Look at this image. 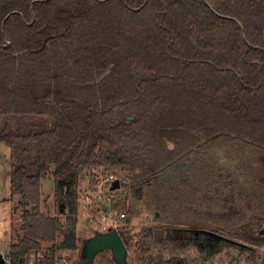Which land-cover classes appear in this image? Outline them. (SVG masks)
Segmentation results:
<instances>
[{
  "label": "trees",
  "instance_id": "1",
  "mask_svg": "<svg viewBox=\"0 0 264 264\" xmlns=\"http://www.w3.org/2000/svg\"><path fill=\"white\" fill-rule=\"evenodd\" d=\"M0 143L24 210L10 264H30L61 230L40 210L47 176L70 223L38 264L77 248L83 171L119 170L141 186L181 159L190 170L181 181L202 195L197 223L241 236L208 235L205 260L232 247L255 263L264 249V0H0ZM245 153L259 158L258 173L240 162ZM117 229L129 249V229ZM186 229L156 239L151 261L188 264L182 255L202 251V234ZM138 236L151 256L152 229Z\"/></svg>",
  "mask_w": 264,
  "mask_h": 264
},
{
  "label": "rangeland",
  "instance_id": "2",
  "mask_svg": "<svg viewBox=\"0 0 264 264\" xmlns=\"http://www.w3.org/2000/svg\"><path fill=\"white\" fill-rule=\"evenodd\" d=\"M10 155V148L5 143H0V252L4 256H8L11 243L23 234L21 231L23 206L19 196L12 198L10 188ZM219 157L220 162L224 156ZM258 159L254 154L245 153L240 162L244 166H255L247 167L251 172L250 174H252V172H257L256 162ZM184 162L186 164L185 159L179 160L177 164L175 163L176 165L173 164L172 167L165 169L150 182L141 186L132 185V182L125 184L123 180H126V177L119 170L83 171L77 187V214L72 217L76 224L78 245L76 249L62 250L55 248V264H75L79 259L82 241L93 236L96 232H106L111 227V222L105 217L106 215L112 217V219H119V227L127 226L130 231L129 234L132 237L131 246L128 249L130 264H155L151 261V258H157L160 255V247L156 245V239L171 238L172 235L177 236L176 230L182 228L204 229L201 223H197L205 220L206 217L202 195L198 192L199 186L196 183L190 181L187 183L180 179V177L186 175L185 172L189 173L190 178V170L184 165ZM187 162L192 163L194 159L187 160ZM230 163L236 164L234 161H230ZM237 174L241 177L240 179L243 178L238 171ZM253 178L254 176H252V180ZM117 179L120 181L121 187L112 191V183ZM167 180L174 184L164 189L165 184L163 182ZM54 189L55 183L52 175L42 180L40 210L45 215L58 217L62 224L61 230L55 241L42 244L39 251L29 255L28 261L30 264H38L52 246L57 247L60 244L64 237V229L70 223V208L62 203L65 204V208L62 209L63 211L61 210V205L55 198ZM196 209H198V212H196ZM128 211H131V213ZM122 213L126 214L124 218L121 217ZM263 225L264 223L258 230ZM147 228L152 229L155 238L152 242L151 256L146 255V257L136 244L139 241L138 235ZM221 235L226 240L240 243L238 239H241V236L229 232ZM208 240L209 236L202 234V251L200 252L199 249L194 248L190 249L182 255L186 257V263L261 264V260L264 258V249H259L256 252L259 258L256 259L255 263H252L247 259L251 256V253L240 256L238 250L232 247L229 249L224 247L222 252L214 255L213 259L205 260L204 257L210 247ZM171 244L173 247H179L178 244ZM250 248L252 250L257 249L253 246H250ZM179 250L181 249L178 248ZM173 254L170 250L165 251L163 253L164 259L169 260ZM233 257L236 260H232ZM251 258H253V255ZM87 264H115V262L112 260L111 252L106 250L97 253L93 261Z\"/></svg>",
  "mask_w": 264,
  "mask_h": 264
},
{
  "label": "water",
  "instance_id": "3",
  "mask_svg": "<svg viewBox=\"0 0 264 264\" xmlns=\"http://www.w3.org/2000/svg\"><path fill=\"white\" fill-rule=\"evenodd\" d=\"M240 28L244 32L243 26L239 23ZM130 120L132 117H128ZM121 187L120 181L114 180L111 190H117ZM61 210L65 208V204H61ZM63 211V210H62ZM261 235H264V228L261 230ZM109 250L112 255V260L115 264H130L129 251L123 241L117 228H109L106 232H96L93 236L85 238L82 241L79 259L75 264H87L93 261L97 253ZM0 264H6L3 255H0Z\"/></svg>",
  "mask_w": 264,
  "mask_h": 264
},
{
  "label": "flooded vegetation",
  "instance_id": "4",
  "mask_svg": "<svg viewBox=\"0 0 264 264\" xmlns=\"http://www.w3.org/2000/svg\"><path fill=\"white\" fill-rule=\"evenodd\" d=\"M204 229H186V230H188L187 232L188 233H193V234H204V235H211V234H215V235H217V234H223V231L222 230H216V231H212V230H210V229H208V228H206V227H203ZM264 228V225L262 226V228L259 230V233L261 234V230ZM179 230H177V233L178 234H181V233H179L178 232Z\"/></svg>",
  "mask_w": 264,
  "mask_h": 264
},
{
  "label": "built area",
  "instance_id": "5",
  "mask_svg": "<svg viewBox=\"0 0 264 264\" xmlns=\"http://www.w3.org/2000/svg\"><path fill=\"white\" fill-rule=\"evenodd\" d=\"M105 217L108 220H110V222H111V227L110 228H118L119 227V221H120L119 219H112V217H109L107 215ZM121 217L124 218L125 215L122 213ZM3 257H4L5 261H6V264H10L9 257L8 256H4V255H3Z\"/></svg>",
  "mask_w": 264,
  "mask_h": 264
}]
</instances>
